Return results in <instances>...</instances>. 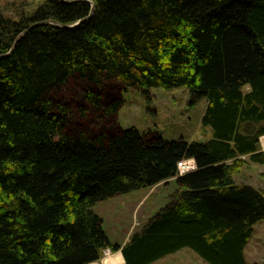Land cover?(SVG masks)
<instances>
[{
	"label": "trees",
	"instance_id": "obj_1",
	"mask_svg": "<svg viewBox=\"0 0 264 264\" xmlns=\"http://www.w3.org/2000/svg\"><path fill=\"white\" fill-rule=\"evenodd\" d=\"M38 20L61 25L32 26L9 51ZM69 80L82 84L73 108L60 91ZM112 81L186 86L190 103L206 101L209 138L145 139L132 126L87 136L88 113L99 120L120 104L103 102ZM263 136L264 0H42L29 14L0 12V264H89L104 250L151 264L182 248L245 264L264 191L231 175L244 157L264 165ZM184 159L195 169L178 175ZM172 178V201L110 243L92 207Z\"/></svg>",
	"mask_w": 264,
	"mask_h": 264
},
{
	"label": "rangeland",
	"instance_id": "obj_2",
	"mask_svg": "<svg viewBox=\"0 0 264 264\" xmlns=\"http://www.w3.org/2000/svg\"><path fill=\"white\" fill-rule=\"evenodd\" d=\"M42 0H0V12L4 16L16 17L18 13H31ZM82 84L75 80L67 81L61 88L65 102L71 107L82 104L80 90ZM103 102L120 99L115 113L101 119L88 113L81 126L86 135L92 137L105 129L109 134L126 127H134L147 139L148 135H158L164 141L183 139L184 141H203L209 138V127L201 124L206 101L199 98L190 103L189 91L186 86H176L168 89L149 87L144 91L131 87L122 88L119 83L105 82ZM258 151L264 154V136L258 140ZM242 166L231 175L235 185H244L255 190L264 191V165L250 163L243 158ZM192 164V165H190ZM195 166L192 159L178 162L177 173L182 166ZM190 168V167H189ZM180 169V170H179ZM177 186L174 179L151 187L139 189L126 195L116 196L107 201L99 202L92 211L100 218L110 243L121 246L127 242L130 235L139 230L143 224L158 210L172 201V195ZM117 251L104 250L96 262L108 259ZM245 264H264V221L252 226V233L244 249ZM151 264H207L192 250L182 248L175 254L168 255Z\"/></svg>",
	"mask_w": 264,
	"mask_h": 264
},
{
	"label": "crops",
	"instance_id": "obj_3",
	"mask_svg": "<svg viewBox=\"0 0 264 264\" xmlns=\"http://www.w3.org/2000/svg\"><path fill=\"white\" fill-rule=\"evenodd\" d=\"M190 165H192V164H190ZM177 166H178V164H177ZM179 167V166H178ZM190 167V168H189ZM195 169V166H185V165H183L182 166V170H180L179 171V174L178 175H182V174H185V173H188V172H191V171H193ZM176 253V252H175ZM174 253V254H175ZM109 257H113V259H114V263L113 264H123V259H122V257H121V255H120V252H116V253H114V254H112V255H109L107 258L109 259ZM160 260V259H159ZM107 261V259L104 261V260H102L100 263H96V262H94V263H89V264H105V262ZM158 261V260H157ZM156 262V261H155ZM154 263V262H153Z\"/></svg>",
	"mask_w": 264,
	"mask_h": 264
},
{
	"label": "water",
	"instance_id": "obj_4",
	"mask_svg": "<svg viewBox=\"0 0 264 264\" xmlns=\"http://www.w3.org/2000/svg\"><path fill=\"white\" fill-rule=\"evenodd\" d=\"M91 10H92V9L90 8L88 14H87L85 17H83L82 19L76 21V22L73 23L72 25L77 24L78 22H80L81 20H83V19H85V18H88V17L90 16V14H91ZM43 23H52V24L61 25V24L56 23L55 21H52V20H38V21H34V22L30 23V24H29V25H28L23 31H21V32H20V33L14 38V40H13L11 46H10L9 51L12 49V47H13L15 41L18 39V37H19L22 33H24L27 29L31 28L32 26H35V25H38V24H43ZM63 26H66V25H63ZM9 51H8V52H9Z\"/></svg>",
	"mask_w": 264,
	"mask_h": 264
},
{
	"label": "bare ground",
	"instance_id": "obj_5",
	"mask_svg": "<svg viewBox=\"0 0 264 264\" xmlns=\"http://www.w3.org/2000/svg\"><path fill=\"white\" fill-rule=\"evenodd\" d=\"M77 25V24H76ZM33 28V27H32Z\"/></svg>",
	"mask_w": 264,
	"mask_h": 264
}]
</instances>
